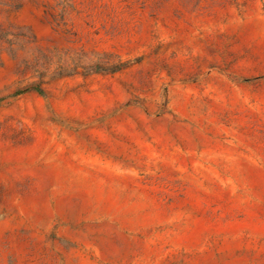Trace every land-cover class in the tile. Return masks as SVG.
<instances>
[{
  "label": "rangeland",
  "instance_id": "rangeland-1",
  "mask_svg": "<svg viewBox=\"0 0 264 264\" xmlns=\"http://www.w3.org/2000/svg\"><path fill=\"white\" fill-rule=\"evenodd\" d=\"M0 264H264V0H0Z\"/></svg>",
  "mask_w": 264,
  "mask_h": 264
}]
</instances>
